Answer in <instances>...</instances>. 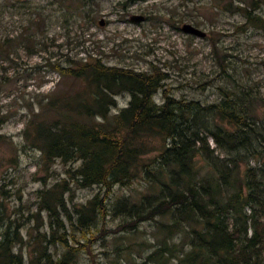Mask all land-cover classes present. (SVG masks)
<instances>
[{
	"label": "trees",
	"instance_id": "trees-1",
	"mask_svg": "<svg viewBox=\"0 0 264 264\" xmlns=\"http://www.w3.org/2000/svg\"><path fill=\"white\" fill-rule=\"evenodd\" d=\"M244 14L252 25L264 28V17L247 7ZM42 25L38 20V28ZM27 27L13 38L0 36V60L10 59L12 41L41 43ZM65 60L48 59L47 65L61 80L82 79L84 90L60 88L59 79L46 94L34 92L37 107L27 104L23 133L43 160L59 158L68 164L69 180L76 186L98 184L104 190L70 211L64 196L70 188L66 180L39 189L43 199L38 209L47 210L50 231L38 236L31 263L78 264L80 250L105 231L111 211L105 198L112 186L139 178L157 191L138 200L119 197L112 210L128 217L120 222L121 229L132 230L139 221L169 213L172 221L164 227L183 225L191 233L183 262L264 264V162L261 174L253 166L243 174L239 169L250 155H264V148L257 151L254 144L264 140V118L254 112L256 96L244 89H225L221 100L201 103L169 93L164 86L168 74L157 65L136 70L106 64L99 57L82 61L67 55ZM159 89L161 102L154 99ZM123 92L130 94L128 103L110 116L117 105L115 95ZM219 119L234 128L219 124ZM5 121L1 113L0 128ZM208 135L232 155L218 158ZM58 185L63 186L60 191ZM20 226L0 205V264H25L17 248ZM56 243L63 247L60 252L50 249Z\"/></svg>",
	"mask_w": 264,
	"mask_h": 264
},
{
	"label": "rangeland",
	"instance_id": "rangeland-1",
	"mask_svg": "<svg viewBox=\"0 0 264 264\" xmlns=\"http://www.w3.org/2000/svg\"><path fill=\"white\" fill-rule=\"evenodd\" d=\"M245 7L264 17V0H0L1 37L13 38L29 26L28 31L41 39L34 45L12 41L10 59L0 60V114L6 115L0 128V205L7 218L21 224L17 248L22 250L25 264H32L38 236L50 231L47 210L38 209L43 199L39 189H50L66 180L70 188L64 196L70 211L104 190L98 184L76 186L69 180L68 164L59 158L43 160L41 151L24 136L27 104L37 107L34 92L46 94L61 80L47 60L67 63V55L82 61L99 57L106 64L136 70L157 65L168 74L164 86L178 98L209 103L221 100L225 89L251 91L257 98L254 112L262 119L264 28L246 20ZM132 14H143L144 18L133 21ZM38 20L43 21L39 28ZM184 22L200 27L205 35L182 30ZM85 86L80 78L65 77L59 87L74 92L83 91ZM129 98L128 92L115 95L117 105L110 116ZM154 99L162 101V89ZM217 122L234 128L225 120ZM208 141L218 158L232 155L210 135ZM254 144L257 151L264 148V140L256 139ZM263 162L264 155H250L239 163L240 172L253 166L261 174ZM61 187L58 185L59 191ZM148 191L157 190L139 178L112 186L105 198L111 208L105 231L80 250L78 264H187L182 258L189 250L191 233L183 225L164 227L172 221L169 213L139 221L132 230L119 227L128 217L115 214L113 204L123 196L138 200ZM227 221L231 226L232 217ZM50 249L60 252L63 247L56 243L50 244Z\"/></svg>",
	"mask_w": 264,
	"mask_h": 264
},
{
	"label": "water",
	"instance_id": "water-1",
	"mask_svg": "<svg viewBox=\"0 0 264 264\" xmlns=\"http://www.w3.org/2000/svg\"><path fill=\"white\" fill-rule=\"evenodd\" d=\"M144 16L143 14H132L130 15V19L133 21H141L143 20ZM99 23L103 24L104 20L103 19H99ZM182 30L188 32V33H193L196 34L198 36H204L205 35V31L203 29H201L198 26H195L194 24L190 23V22H184L181 25Z\"/></svg>",
	"mask_w": 264,
	"mask_h": 264
}]
</instances>
